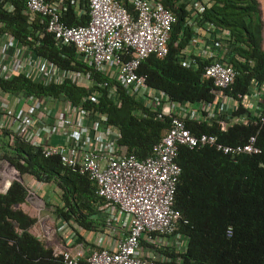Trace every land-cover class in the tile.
<instances>
[{"label": "trees", "instance_id": "trees-1", "mask_svg": "<svg viewBox=\"0 0 264 264\" xmlns=\"http://www.w3.org/2000/svg\"><path fill=\"white\" fill-rule=\"evenodd\" d=\"M156 1L175 15L176 22L169 34L167 54L150 55L139 65L138 72L146 76L147 85L164 91L174 101L195 103L213 102L222 93L246 96L253 83H264L263 25L257 0H192L201 5L195 15L191 0ZM6 3L11 5L9 10L4 8ZM123 3L132 10L126 0ZM80 5H85L86 12L79 17L72 6L67 7V24L88 22L86 0H80ZM25 8V0H0V32L9 33L60 68L89 72L91 84L86 87L70 80L43 84L19 73L8 79L0 77V92L64 98L83 110L102 114L119 130L118 144L127 153L138 159L148 157L168 129L169 120L155 119L153 112L122 86L118 87V104L108 98L102 84L115 81L84 62L74 45L56 44L46 31L45 19L38 15L30 19ZM189 18L197 32L188 24ZM202 31L222 46L223 62L235 71L233 84L225 90L203 76L211 59L191 54L190 66L183 64L191 40ZM93 94L95 100L89 97ZM187 127L194 133L215 135L224 145L243 143L254 134L260 153L232 158L212 145L179 148L176 162L181 172L174 207L186 221L179 222L177 232L187 239V245L182 252L166 249L170 260L163 264H264V123L235 125L225 132L215 122H188ZM0 160L10 163L21 176L55 185L60 201L53 209L56 217L73 221L85 231L104 225L98 210L104 200L96 194V184L62 165L58 156H44L12 129L0 127ZM27 193L18 180L0 193V264H64L31 232L36 219L18 207Z\"/></svg>", "mask_w": 264, "mask_h": 264}, {"label": "built area", "instance_id": "built-area-1", "mask_svg": "<svg viewBox=\"0 0 264 264\" xmlns=\"http://www.w3.org/2000/svg\"><path fill=\"white\" fill-rule=\"evenodd\" d=\"M126 2L131 11L123 0H86L88 22L69 25L64 20L69 5L77 17L86 12L80 0H25L26 14L30 19L36 15L43 17L46 31L53 35L56 44L74 45L84 62L115 81L102 84L108 98L118 104V87L122 86L152 111L155 119L169 120L168 129L153 146L152 153L138 159L118 144L119 130L108 124L104 115L83 110L64 98L15 96L17 102H24L25 108L15 116L12 130L44 156H58L62 165L96 184L95 192L104 200L98 210L105 226L116 223L118 214L128 217L124 236L110 241L106 233L99 232L94 249L88 255L81 245L70 246L65 240L57 241L49 228H41L42 234L36 236L49 241L53 256L64 264H163L169 261L164 253L166 249L182 252L187 245V239L177 232L183 220L174 207L181 172L176 162L179 148L212 145L232 158L260 153L254 134L243 143L224 145L215 135L194 133L187 123L215 122L222 132L235 125H261L264 123V83H253L246 96L222 93L213 102L172 100L164 91L147 85L146 76L140 74L138 68L150 55L167 54L169 34L176 17L156 0ZM190 2L195 15L201 5ZM4 8L9 10L11 5L6 3ZM188 24L198 31L192 18L188 19ZM223 34L228 35V32ZM191 62L190 56L183 60L185 66H190ZM19 73L43 84L65 80L86 87L91 84L89 72L60 68L36 55L9 33L0 32V77L8 79ZM203 76L225 90L233 84L235 71L223 62L221 55L205 65ZM89 97L96 99L94 94ZM0 127L5 128L1 124ZM55 138L59 141L54 142ZM7 168L15 173L10 163L0 160V193H5L7 180H16L15 174H7Z\"/></svg>", "mask_w": 264, "mask_h": 264}, {"label": "crops", "instance_id": "crops-1", "mask_svg": "<svg viewBox=\"0 0 264 264\" xmlns=\"http://www.w3.org/2000/svg\"><path fill=\"white\" fill-rule=\"evenodd\" d=\"M259 3V9H260V15L262 20V48L264 49V0H257ZM199 35H195L193 39L191 40V43L187 50V56L194 54L196 56L205 58V59H214L217 56H221L223 53V48L220 44L216 43L212 39V35L208 34L204 31L198 33ZM6 95L12 96L13 99L11 101L5 100ZM16 95L20 94H7L0 92V124L4 126L5 128L14 129L15 123L14 118L17 116V114L22 111L25 108L24 102H17L16 101ZM22 95V93H21ZM19 97V96H18ZM59 139L55 138L54 142H58ZM29 184L36 187L38 190V193L41 197H44L46 201L50 199V196L48 197L45 187L51 186V196L56 198L58 196V201H56V205L60 204L59 201V192L56 189L55 185L53 183H43L40 181L34 180L32 177L28 176L26 178ZM31 205L33 207H40V204L38 201H31ZM55 205H52L50 203L49 208L52 210L54 209ZM63 222L62 219H59ZM127 221L128 217L125 214H118V221L115 223L113 222L110 227L105 226V223L102 227H99L98 229L94 231H85L82 228L78 227L76 228V234L74 231H69V228H50L53 231V236L56 232V230L61 233L65 232L64 235L59 237L60 239L56 238L54 236V239L57 241H64L67 242V245L73 246L75 244L81 245L83 247V251L85 255H88L92 249H94V241L96 238V235L99 232H104L108 235L109 240L111 239H117L122 236H124L127 232ZM36 230V228H34ZM145 246V250H146Z\"/></svg>", "mask_w": 264, "mask_h": 264}, {"label": "rangeland", "instance_id": "rangeland-1", "mask_svg": "<svg viewBox=\"0 0 264 264\" xmlns=\"http://www.w3.org/2000/svg\"><path fill=\"white\" fill-rule=\"evenodd\" d=\"M13 99L12 96L6 95L5 100L11 101ZM1 170V169H0ZM7 173H11V174H15L13 171H11V169L7 168ZM23 179V183L25 184V186L28 189V192H30L31 194L29 196H26L25 202L22 203L21 205H19L18 207L21 208L24 212H26L27 214H29L30 216L34 217L36 219L35 222V226H33L31 232L33 234H42L41 228L46 227V228H69V231H74V233L76 234V228H78V226L76 225L75 222L70 221V222H65V221H61L59 220L60 218L56 217V215L54 214L53 210L51 208H49L50 203L52 205H56V201H58V196H56V198L54 199V197L51 196V191L52 188L51 186L49 187H45L46 192L48 197L50 196V199L48 201H46L44 199V197H41L38 193V190L36 187H34L33 185L29 184L28 181L26 180L27 177L25 176H21ZM29 193H27L28 195ZM31 201H38V203L40 204V207H33L31 205ZM34 228H36V230H34ZM52 229H51V231ZM65 232L61 233V231H57L55 232L54 236L56 238H58V240L60 239L59 237L62 238V236L64 235ZM44 242L46 243L47 246L50 245V242L43 239Z\"/></svg>", "mask_w": 264, "mask_h": 264}, {"label": "water", "instance_id": "water-1", "mask_svg": "<svg viewBox=\"0 0 264 264\" xmlns=\"http://www.w3.org/2000/svg\"><path fill=\"white\" fill-rule=\"evenodd\" d=\"M14 171H15V179L18 180L19 182H23L21 175L15 169H14ZM10 184H11V181L7 180L5 183L6 191H7L8 187L10 186ZM29 195L30 194H28L27 196H29Z\"/></svg>", "mask_w": 264, "mask_h": 264}, {"label": "bare ground", "instance_id": "bare-ground-1", "mask_svg": "<svg viewBox=\"0 0 264 264\" xmlns=\"http://www.w3.org/2000/svg\"><path fill=\"white\" fill-rule=\"evenodd\" d=\"M7 174H9V175H13V174H11V173H7Z\"/></svg>", "mask_w": 264, "mask_h": 264}]
</instances>
